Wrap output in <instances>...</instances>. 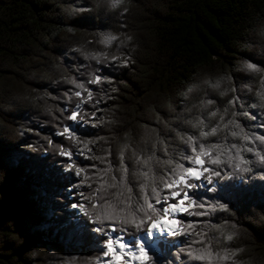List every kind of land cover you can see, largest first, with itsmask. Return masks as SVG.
Segmentation results:
<instances>
[{
  "label": "snow or ice",
  "instance_id": "6c2138e0",
  "mask_svg": "<svg viewBox=\"0 0 264 264\" xmlns=\"http://www.w3.org/2000/svg\"><path fill=\"white\" fill-rule=\"evenodd\" d=\"M120 3L97 0L102 9ZM130 40L100 31L94 35L97 47L89 40L73 48L87 63H77L71 76L53 80L69 87L50 96L59 102L55 112L46 109L57 122L52 138L39 147L26 139L11 146L15 151L24 145L36 153L17 155L38 170L35 195L41 222H54L57 237L79 253L61 256L57 264H239L243 249L232 244L238 235L233 216L255 220L250 210L256 209L264 218V196L255 199L252 179L257 170L264 172V133L246 131L239 119L255 120V112L244 107L254 109L257 101L264 109V60L248 57L241 65L242 73L257 75V101L251 105L235 87L221 88L229 77L203 79L185 86L177 106L170 105L168 115H157L153 126L135 135L125 131L117 140L115 121L105 116V102L113 99L109 91H116L105 87L115 79L106 70L127 67L128 56L110 49ZM205 88L221 97L231 95L218 108L207 92L193 95ZM105 127L115 135H100ZM30 131L24 128L19 135ZM55 137L61 140L54 142ZM260 180L264 188V175ZM260 228L264 230V223Z\"/></svg>",
  "mask_w": 264,
  "mask_h": 264
},
{
  "label": "trees",
  "instance_id": "16d2710c",
  "mask_svg": "<svg viewBox=\"0 0 264 264\" xmlns=\"http://www.w3.org/2000/svg\"><path fill=\"white\" fill-rule=\"evenodd\" d=\"M80 6L91 11H73ZM262 27L264 0H121L115 9L100 8L97 0H0V162L5 166L0 171V264H57L61 256L79 254L57 237L54 222H41L35 195L38 170L30 161L21 163L17 155L36 153L24 145L15 151L11 147L21 139L39 147L52 138L57 122L46 109L55 112L59 102L50 96L69 87L53 80L71 76L77 63H87L73 48L89 40L97 47L94 35L100 31L131 37L125 46L110 49L128 56L127 67L106 70L115 79L105 87L116 91H109L113 99L105 102V116L115 121L112 128L119 131V140L125 131L135 135L153 126L157 115H168L169 106H177L185 86L203 79L229 77L222 89L235 87L247 105L257 101V75L242 73L241 65L248 57L264 60ZM242 75L246 79L241 80ZM205 92L218 108L231 95L221 97L206 88L193 95ZM244 111L256 114L255 120L239 117L245 130L264 133V109L258 101L254 109ZM24 128L31 131L22 137ZM99 134L115 135L107 127ZM112 147L115 151L117 144ZM261 175L264 172L257 170L252 178L257 201L264 196ZM250 211L255 220L233 216L238 235L232 244L243 249L239 264H264V218L258 210Z\"/></svg>",
  "mask_w": 264,
  "mask_h": 264
}]
</instances>
